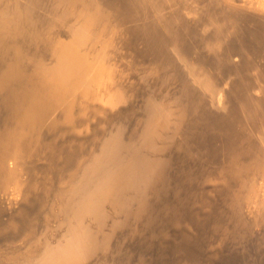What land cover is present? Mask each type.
Here are the masks:
<instances>
[{
  "label": "bare ground",
  "instance_id": "obj_1",
  "mask_svg": "<svg viewBox=\"0 0 264 264\" xmlns=\"http://www.w3.org/2000/svg\"><path fill=\"white\" fill-rule=\"evenodd\" d=\"M254 56L264 0H0V264H264Z\"/></svg>",
  "mask_w": 264,
  "mask_h": 264
},
{
  "label": "rangeland",
  "instance_id": "obj_2",
  "mask_svg": "<svg viewBox=\"0 0 264 264\" xmlns=\"http://www.w3.org/2000/svg\"><path fill=\"white\" fill-rule=\"evenodd\" d=\"M255 58H256V59H255ZM257 58H258V56H254V60H257V61L259 60L258 63H256L255 61H251V62H249V63H253V62H254V67H256L257 65H262V64H263V66H264V63H260V59H259V58L257 59ZM249 63H248V64H249ZM259 63H260V64H259ZM233 64L236 66L235 63H233ZM228 65H229V64H228ZM230 65H231V64H230ZM232 66H233V65H232ZM246 66H247V65H246ZM250 66H251V64H249V65H248L249 68L253 67V66H251V67H250ZM233 67H234V66H233Z\"/></svg>",
  "mask_w": 264,
  "mask_h": 264
}]
</instances>
